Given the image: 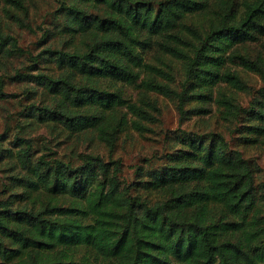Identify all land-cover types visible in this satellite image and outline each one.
Segmentation results:
<instances>
[{
    "label": "trees",
    "instance_id": "trees-1",
    "mask_svg": "<svg viewBox=\"0 0 264 264\" xmlns=\"http://www.w3.org/2000/svg\"><path fill=\"white\" fill-rule=\"evenodd\" d=\"M31 1L0 0L2 16L51 42L33 54L0 18V100L17 97L9 83H33L27 115L68 136L91 132L107 155L78 152L74 162L40 136L11 137L19 171L0 198V264H264V181L243 149L264 138V0H54L44 27ZM23 56L29 64L14 68ZM45 56L51 70L33 73ZM165 56L181 65L177 87ZM122 85L139 89L136 101ZM224 87L254 95L243 106ZM152 92L180 123L215 105L238 125H225L228 136L166 132L160 156L127 179L115 152L128 130L150 131Z\"/></svg>",
    "mask_w": 264,
    "mask_h": 264
},
{
    "label": "rangeland",
    "instance_id": "rangeland-1",
    "mask_svg": "<svg viewBox=\"0 0 264 264\" xmlns=\"http://www.w3.org/2000/svg\"><path fill=\"white\" fill-rule=\"evenodd\" d=\"M31 4V16L32 21L35 24H40L42 27L49 26L50 23L55 22L52 18V12L56 7L54 0H32ZM2 4L0 3V18H2L5 27L10 30L19 40V44L30 50L33 54L39 52L43 45L48 42L46 39L37 43L40 37V31L35 34L25 29L18 27V25L8 19L3 18ZM56 41V38L54 39ZM246 49L251 55H256L261 52L259 43H249L246 45ZM46 58V59H45ZM166 61L172 67L174 76L176 78V84H172L177 87L178 82L182 79V68L178 60L165 56ZM51 58L42 57L34 67L33 73L37 71L47 72L52 68ZM148 61H152L150 55L147 57ZM24 56L20 59L14 60V68L28 65ZM240 69L239 66H236ZM244 78L248 81L249 85L254 88L260 86V80L258 76L251 72L241 71ZM144 78L149 77L147 73L143 74ZM162 82V80H160ZM164 81V80H163ZM225 91L234 98L235 101L245 106L253 97L254 92L250 91H236L229 87H224ZM30 90L32 94L29 99L31 101L39 98V88L33 83L27 82H11L7 85V92L12 94H18L15 98H6L0 100V134L5 133L7 138L0 141V198L7 193L6 188L8 185V176L15 174L19 171L15 158L13 157L14 148L9 143L11 137L14 134H19L23 137L26 136H40L48 142V145L57 151L58 157L63 159H71L76 162L78 152H99L106 157V149L104 145L95 137V134L91 132H84L78 136H68L66 133L62 134L57 131H52L48 127L37 123L30 115H27V111H23V105L28 104L26 102L25 91ZM122 91L126 97L132 98L136 101L138 98L139 89L136 86L122 85ZM148 96L156 100L158 112H152L155 121L144 122V125L150 129V131H138L131 129L126 132V139H121L115 155L120 157L123 164V175L127 179L133 177L134 167L138 164H142L145 158L153 157L157 159L164 149L163 135L166 132L172 131L181 127L186 130L205 132L214 131L222 132L227 135L226 126L235 128L238 124L236 122L225 123L218 119L215 111V105H209L207 108L210 113L202 116L193 115L191 113L186 114L184 122L180 123L178 112L175 105L171 100L165 96L157 93H149ZM30 101V102H31ZM194 103H191V106ZM228 136V135H227ZM264 141V138H262ZM256 143L255 145L247 146L244 149L246 157L255 161L260 169L258 179L264 181V143Z\"/></svg>",
    "mask_w": 264,
    "mask_h": 264
}]
</instances>
